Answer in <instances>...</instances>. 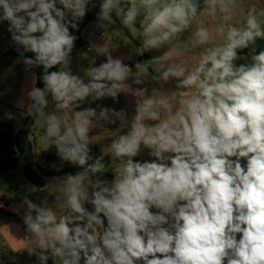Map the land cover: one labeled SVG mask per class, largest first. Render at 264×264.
I'll return each mask as SVG.
<instances>
[{
	"label": "clouds",
	"instance_id": "1",
	"mask_svg": "<svg viewBox=\"0 0 264 264\" xmlns=\"http://www.w3.org/2000/svg\"><path fill=\"white\" fill-rule=\"evenodd\" d=\"M89 25L123 44L78 46ZM3 32L56 157L22 200L29 257L264 264V0H0Z\"/></svg>",
	"mask_w": 264,
	"mask_h": 264
},
{
	"label": "rangeland",
	"instance_id": "2",
	"mask_svg": "<svg viewBox=\"0 0 264 264\" xmlns=\"http://www.w3.org/2000/svg\"><path fill=\"white\" fill-rule=\"evenodd\" d=\"M102 30L95 28L94 25H89L85 30V37L82 38L83 43L86 45L87 38L93 42L88 34H94V32L100 33ZM93 32V33H92ZM104 38L114 41L115 44H123V38L117 37L114 32L110 30L109 35ZM8 35H4L0 40V50H5L9 45ZM111 50H115L113 47H109ZM83 50V48H82ZM120 54L127 56V49L121 47ZM90 56L95 53L89 54ZM102 58V57H101ZM23 63L17 57V55H10L0 61V93L6 98L0 101L4 111H10L14 114L15 119L9 121L7 119H0V123L11 125L14 128L26 127L25 120L21 119L23 113V105L25 103V97L22 89L28 87V80L22 84V80H19L20 73L23 72ZM22 85V86H21ZM21 91L20 100H16L17 93ZM15 100L17 102H15ZM18 104V108L16 106ZM2 116V113H0ZM32 136L31 141L33 143V163L35 168L39 171H52L49 169V164L56 160V157L51 153H44L37 157V141L36 130L30 127ZM111 135L110 133H101L94 136V141H100L101 144L106 143V137ZM25 161L20 160L17 168L14 171L9 172L5 178L0 181V204H3V208H0V264H39V261L35 256L29 257L25 250V241L23 239L25 232L22 222V215L24 208L21 207L22 200L25 196L36 200L41 195H47L40 193L39 189L31 182H29L24 176ZM51 178V177H50ZM50 178H48L47 183ZM49 198H51L49 196Z\"/></svg>",
	"mask_w": 264,
	"mask_h": 264
},
{
	"label": "trees",
	"instance_id": "3",
	"mask_svg": "<svg viewBox=\"0 0 264 264\" xmlns=\"http://www.w3.org/2000/svg\"><path fill=\"white\" fill-rule=\"evenodd\" d=\"M89 16L87 20H91ZM87 20L85 23H87ZM82 44V40L78 46ZM31 120H27L26 127L14 128L11 125L0 123V181L14 171L20 160L25 161L24 176L38 189L47 184L48 178L56 174L53 171L39 172L33 163V143L29 137L32 136L30 127Z\"/></svg>",
	"mask_w": 264,
	"mask_h": 264
},
{
	"label": "crops",
	"instance_id": "4",
	"mask_svg": "<svg viewBox=\"0 0 264 264\" xmlns=\"http://www.w3.org/2000/svg\"><path fill=\"white\" fill-rule=\"evenodd\" d=\"M92 17V16H91ZM93 33V32H92ZM101 33V32H100ZM100 33H97V32H94V34H88V37H90L89 39H91L92 41H93V43H97V44H100V45H105V44H107L108 45V47H113V48H115V46L117 45V44H115V42L114 41H110V40H108V39H106V38H104V37H101V34ZM6 36V35H8V33L7 32H3V36ZM87 41H89L88 40V38H87ZM82 43H83V41H82ZM82 50V49H81ZM10 55H16L15 54V52L11 49V48H6L5 50H0V61L2 60V59H5V57H9ZM20 77H19V80L21 79L22 80V84H23V82H25V79H27L28 80V86L30 85V82H31V77L29 76V74L28 73H26V72H22V73H20V75H19ZM22 86V85H21ZM20 96H21V91L19 92V93H17V96H16V100L17 99H19L20 100ZM6 97L5 96H0V101L1 100H3V99H5ZM15 100V102H17ZM16 106H17V108H18V104H16Z\"/></svg>",
	"mask_w": 264,
	"mask_h": 264
}]
</instances>
